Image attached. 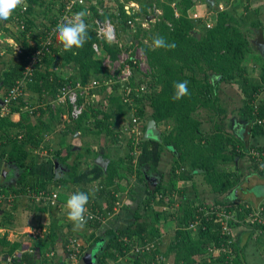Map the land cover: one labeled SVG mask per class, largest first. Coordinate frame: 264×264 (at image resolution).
I'll list each match as a JSON object with an SVG mask.
<instances>
[{"label": "trees", "instance_id": "obj_1", "mask_svg": "<svg viewBox=\"0 0 264 264\" xmlns=\"http://www.w3.org/2000/svg\"><path fill=\"white\" fill-rule=\"evenodd\" d=\"M135 1L138 2L140 8L132 15L127 13L124 3H118V15L115 12L116 10H113L110 6L103 7L102 5V8H100L95 0H87L83 5L76 7L77 11L87 10L88 12L85 17V23L90 25L88 28L89 39L82 48H73L68 51L64 49L61 43L59 44L56 36L55 42L58 44L51 47V52L43 55L35 67L33 80L28 83V89L56 97L59 88L69 80L78 79L86 83L95 78L101 81L102 87L106 88L110 85V89H114L116 97L114 96L110 99L114 104H118L117 107L120 113H124L126 108H132L136 109L135 114L137 116L145 118V106L147 104L152 107L151 117L159 123L163 121L168 126L170 123L175 122L170 132L164 134L160 144V146L176 147L179 152V156L175 158L171 169V179L168 181L165 190H161V184L157 186L152 196L148 197L143 203L144 208L146 207L145 214L141 215V211L136 212L135 222L129 228L124 231L108 230L95 239V243L101 240L100 242L103 244L95 264H110V259L115 261L119 256L121 257L119 261L125 259L127 264H167V259L171 258V252L175 253L172 264H228L230 262L241 264L236 257H231L222 251L213 253L209 249L213 245L217 248L221 245L230 246V235L222 229L218 217V211L222 209L221 206L224 203L214 201L215 204L210 209V204L201 202L200 206H202V209H199V206L196 209H192L189 205L191 200L187 197L182 205L183 209L181 212L183 214L178 215V228L175 232L176 240L170 242L168 249H166L167 244L160 241V246L150 252L135 253L133 256L128 255L134 251H132L129 243L123 239V236H127L132 240L141 239V242L148 244L156 240L155 238L161 237L158 223H160L163 216L167 219L170 216L164 211L154 210L156 198L158 199L160 194L162 195L160 200H164L167 196L172 200L174 181L193 178V175L189 173L185 174L182 172L179 175L177 173L178 169L182 171L184 170L182 168H185L184 166L186 165L189 170H193L195 176L203 175V182L213 184V189L219 193L227 191L233 185V180L236 181L237 178H234L235 176L232 177V174L225 173L217 165L220 167L222 163H229L238 155L241 156L248 153L255 167L264 175L261 165L257 164L255 157L250 154L253 149L263 152L264 145L246 143L241 139V135L238 137L233 134L226 135L224 123L221 124L219 122H215L214 133L205 139L200 133L202 120L195 116L196 112L203 111V109H206L207 112H212L215 108V112L218 114L223 112L224 108L221 104H217L220 101L221 84L224 81L229 82L234 81L236 78H241L246 99L241 110L245 118V124H242L240 129L241 131L245 130L250 132V134L252 133L254 137L264 134V121L259 122L260 119L264 120V98L259 100V95L264 89V65L260 73L261 81L253 79L247 81L249 78L245 57L255 51L251 49L247 36L240 29L239 20H237L236 16L228 9L218 8L220 2H226L227 4L229 0H215V6L213 7L207 4L210 10L214 8L217 10L213 11L216 12V19H213L211 27L207 26L203 18L196 20L192 16V8L197 4L194 0H156V3L152 1L149 5H146L143 0ZM39 2L41 0H26L25 3L28 4L26 14L23 16L19 7L7 20L17 22L25 19V27L21 28L18 34H15L16 42L21 47L22 52L18 53L2 72L3 84H1V87L5 93L16 81L25 75L29 58L41 47L44 37L59 18V13L55 14L47 22H43V31L42 29L39 31L36 23L31 19L32 14L35 13L34 4ZM63 2L64 0H62V4ZM99 4H102V2H99ZM147 6L149 8L156 6L161 11L156 15L155 21L152 22L150 28H144L142 24V19L146 18L145 15L148 13ZM62 8L63 6L61 5ZM245 9V17L248 18L247 13L250 7L246 5ZM199 13L204 15V13ZM136 17H140V20L135 21ZM108 18L115 23V27H119L118 25L124 28H126L125 26H135L134 41L131 44H125L121 39L117 42H107L105 39L98 38L93 26L98 25L99 19L104 21ZM130 19L134 20V25L128 23ZM202 20L204 23L199 22ZM198 27H201V29L198 30ZM199 33H201V37L198 36ZM156 35L163 37L169 43H174L175 48L155 49L153 47V38ZM95 42H98L113 59H117L119 54L126 51L134 54L136 48L141 47L150 67L148 73H142L139 65L133 62L132 57H129L127 62L131 64L133 69V75L130 77L129 82H123L117 77H113L110 68L104 65V59L97 56L93 48V43ZM254 56L257 58L262 57L261 53H256ZM62 66L66 69L71 67L73 70L72 75L65 77L59 74L56 69H53L54 67ZM253 67L255 68V65ZM119 72L120 70L117 71V73ZM213 73L221 75V79L216 86L212 82ZM182 81L188 82L189 94L179 100H173L174 83ZM143 84H147L150 89H153L152 93L137 92L135 90ZM124 86L134 89L129 94V97L133 100L132 104L125 101L126 95L124 96V94L126 92ZM158 86H160V90L156 91L155 87L157 88ZM118 91H120L121 97L117 95ZM17 101L11 104L9 114L0 117V147L1 144L2 146L4 144L9 146V148L2 147L4 150L0 157H4L6 163L17 166L20 171L23 170L22 179L18 181V184L22 185L24 180L26 182L29 167L34 162L29 160L30 151L27 146L32 143L35 148L39 147L44 134L49 133L50 130L47 129L49 128L48 126L46 128V122L41 119L43 109L39 110V116H36L38 114L35 115L38 120L34 123L32 122L34 114H30V111L23 109L26 101L22 98L19 103ZM15 111H21L20 120L16 121L13 119L12 114ZM34 113H37V110ZM99 113H104L102 119L99 118ZM92 114L97 119L96 121H102L110 117L103 110L98 111V109L95 110V108L89 106L77 122L82 121L84 123ZM51 115L53 114L51 113ZM86 127L85 130L87 129L86 133L88 134L90 126ZM21 132L25 133L24 138L19 137ZM67 150L68 154L62 155L63 148L56 149L54 157L61 163H66L69 156L73 153V148L68 147ZM132 159L133 157L127 154L111 163L99 187L90 196L96 200V205L102 208V202H104L106 204L105 210L113 211L118 200L115 196V191L123 190L124 180H128L129 176L134 173V166L131 163ZM125 161L127 162L126 164L124 163ZM78 166V162L74 166H70L73 170V176L78 174ZM197 169H202L203 171L199 172ZM60 180L57 179L56 182ZM18 184L17 188H13L15 193L27 192L26 185L18 187ZM27 185L29 184L27 183ZM35 185L33 184L32 186L34 187ZM36 186L38 187L37 192L42 189V187H39L42 185ZM195 186L197 188V185ZM87 191L86 189L84 193H87ZM216 204H219V206ZM224 206L226 209H230L234 216L238 215L236 218L243 217L242 212H244L245 208L243 203L231 202L224 204ZM148 218H152L153 222L150 223ZM87 221V224L93 226V228L101 226L97 222ZM191 224H197V237L191 234L192 231L189 228ZM237 224L238 222L233 221L230 223L233 228H236ZM255 225L261 228L264 227V225L261 226L257 223ZM48 236L47 241H41L39 244L54 246L58 235L54 232L49 233ZM167 237L169 238V236ZM18 245V243H15L12 246L16 247ZM231 248L236 249L234 241ZM160 253L163 256L159 255ZM117 254L119 256H116ZM31 255L32 253L25 252L21 257L14 258V261L18 264H32L34 257H30Z\"/></svg>", "mask_w": 264, "mask_h": 264}, {"label": "crops", "instance_id": "obj_2", "mask_svg": "<svg viewBox=\"0 0 264 264\" xmlns=\"http://www.w3.org/2000/svg\"><path fill=\"white\" fill-rule=\"evenodd\" d=\"M95 1L100 8H102V5L103 7L110 6V8L116 10L115 12L117 15L119 6H114L118 5V3H124V7L126 5L130 6V3L138 4L135 0H116L118 3L115 2L112 6L109 2L111 0ZM44 2L46 3L43 4ZM99 2H102V4H99ZM61 5L63 6L62 0H41L37 6L46 7L41 12L37 11L34 5L35 13L32 14L31 19L36 23L39 31L41 29L43 31V22H47L50 18L54 17L55 14L59 13L58 16H60ZM139 8L140 5L138 4L136 10ZM150 8H152V6ZM150 8L145 16L149 19L151 17V19H155L156 15H152L154 12H151L152 10H150ZM199 8H201V6H199ZM153 9L159 13L161 12L156 6H154ZM45 12H47V14H45ZM148 14L151 15V17ZM38 16L41 18V21L37 20L39 18ZM139 20L140 17H138V21ZM101 21H98L97 26H93L94 30L97 31V27ZM112 23L115 24L114 22ZM255 23H253V21L250 23L252 26L251 28H256L255 31L251 32L250 38L260 49L259 42L261 39L264 41V20L261 19ZM118 26L119 27H116L117 41L121 39L123 43L131 44L132 41L130 42V39L133 35L130 30L131 28L127 26L124 28L121 25ZM15 27L21 29L18 22H0V100L5 94L1 87V84H3L2 72L18 54L14 45L17 43L15 34L19 32L15 30ZM89 27L90 25H88V28ZM133 28L136 29V27ZM253 33H255L254 36ZM105 53L103 49L101 55L97 56L102 57ZM255 54L256 52H253V56ZM261 55L264 57L262 52ZM53 69H56L59 74L65 77L71 76V72L73 71L71 67L66 69L63 66L54 67ZM109 86L104 88L101 84L99 87L95 88L92 95L89 97L90 100L87 108L92 106L95 110H103L106 114H109L110 117L102 121H96L97 119L92 114L84 123L82 121L77 122L78 119L74 121H69V119H67L71 110V105H61L54 100L53 95L40 93L39 91L28 89V85L26 86V91L21 97L26 101L23 109L30 111V114H34L32 118V122L34 123L38 120L36 116H39V110L43 109L44 111L41 119L46 122V128L48 126L49 128L47 129L50 130V132L44 134V138L39 147L35 148L32 143H29V146H27V149L30 151L29 160H33L34 162L32 166L29 167L30 169L26 182L24 180L22 185L18 184V181L22 179L23 170L20 171L17 166L6 163L4 157H0V193L4 194L7 198L10 197L6 200H0V264H3L2 261L4 264H11L8 262L9 257L16 256V258H18L25 252L32 253L30 256L34 257V259H32V264H69L66 250L71 239L78 241L82 248L78 264H85V255L91 253L93 247L97 246L95 239L98 236H102L108 230L124 231L129 228L135 222L136 212L143 209V203L148 197L152 196L157 186L161 184V190H165L168 181L171 179V169L175 158L171 160L167 156L169 154L166 151H162L163 148L160 149L161 141L144 138L147 124L149 120L152 119V107L147 104L145 106V118H143V123L141 124L143 135L140 139L138 138V146L132 149L134 140L136 139V136L133 134L134 140L132 142V132L130 130L133 127L132 116L134 113L132 112L134 109L131 108V110L126 108L124 113H120L117 107L118 104H114L110 99L111 97L113 98L116 93H114V89L111 90ZM155 89L159 91L160 86L157 88L155 87ZM117 95L120 96V91L117 92ZM21 98L19 99L20 101ZM19 100L17 103L20 102ZM1 106L2 104H0V107ZM36 110L37 113H34ZM51 113L53 115H51ZM44 115H47L48 118H43ZM98 116L102 119L104 113H99ZM12 117L16 121L20 120L21 111H15ZM157 125L162 133V130L164 131L163 125L165 127L166 124L161 121L160 123L157 122ZM86 126H90V132L88 134L86 133L87 129L85 130V128H87ZM57 128L59 131H57ZM239 132H241V129ZM24 134V132H21L19 137L24 138ZM125 137H128V140H126ZM255 138L256 141L259 142L262 140L260 145H264V134H259L253 137L252 140L255 141ZM253 141L251 144H254ZM2 147L9 148L8 144H4L3 146L1 144L0 154H2L4 150ZM68 147L73 148V153L69 156L66 163H61L54 157L56 149L63 148L62 155H67ZM130 150H132V154ZM127 154L133 157L131 163L134 166V173L129 176L128 180H124L123 190L115 191V196L118 200L113 211H106V204L104 202H102L103 206L101 208L96 205V200L92 199L93 197L91 198L90 196H92V193L99 187L111 163ZM97 156L109 159L107 169L95 163ZM76 162L79 163L77 170L78 174L73 176V170L70 166H74ZM124 163L126 164L127 162L125 161ZM252 167L258 170L254 163ZM222 168L224 167L220 169ZM226 171L229 172L230 168L226 167ZM199 172L201 171L199 170ZM247 177L246 182L238 183L235 194L231 195L235 196L234 199L244 201L243 205L245 206L244 212H242L243 220L237 224L236 234L232 236L231 245L233 241L236 245V249L232 248V256L238 258L241 264H264V227L261 228L256 226L255 223H251L248 218L249 213L257 209H262L264 213V196H257L255 194V189L258 186L264 187V175L258 170L257 172H250ZM196 178L197 176H194L192 179H183V181H180L179 185H182L184 188L191 186V192L201 197V191L204 189L202 186L204 185L203 180L199 182ZM236 178V181L233 180V185L227 191L235 188L239 177L236 176ZM57 179L61 180L56 182ZM151 181H153V183H151ZM185 182H190V186ZM27 183L29 185H27ZM17 184L18 187L26 185L27 190L28 187H33L32 185L36 184L42 185L39 186L42 187L40 190H46L47 192L58 191V204L50 206L38 203L32 200L27 195V192L15 193L13 188H17ZM195 185H198V187L195 188ZM35 186L34 188H38ZM86 189L88 190L87 194H89V202L86 207L100 210L104 216V221L93 220V222H97L101 225L98 228L89 226L87 221L83 228L76 229L73 223L68 219L66 202L72 194L84 192ZM182 192L185 194V190ZM155 202L154 208L155 205L157 208L163 205V202L159 201V199L157 200V198ZM216 202H223L224 204L231 203L230 201L219 199H216ZM163 219L164 225H166L168 219L164 216ZM152 220V218H148L150 223L153 222ZM158 224L160 226V223ZM54 232L58 235V238H56L57 242L54 246L39 244L41 241H47L49 238L48 234ZM167 236L168 235H166V237ZM15 243L19 245L16 247L12 246ZM98 251L97 255L101 253V247ZM116 256L119 255L117 254ZM119 260H121L120 256L115 261L110 259V263L117 264L118 262V264H127L125 259L122 261Z\"/></svg>", "mask_w": 264, "mask_h": 264}, {"label": "rangeland", "instance_id": "obj_3", "mask_svg": "<svg viewBox=\"0 0 264 264\" xmlns=\"http://www.w3.org/2000/svg\"><path fill=\"white\" fill-rule=\"evenodd\" d=\"M143 1H144V3L146 5L147 4L149 5V3H151L152 1L154 3L157 2L156 0H143ZM109 2L113 6L114 3L116 2V0H114V1L111 0ZM39 3H35L34 5L37 8V11L41 12L46 7L37 6ZM45 3L46 2H44L43 4H45ZM116 3H118V2H116ZM196 5L192 8L193 11H191V14L193 12H201V13H204V15L210 21H213L214 18L216 19V12H213V11H217L216 8H214L213 10H210V8L207 5H205L204 3H202V2H198ZM246 5H248L250 7V10H249L250 13L249 12L247 13L248 14V18L245 17L246 16V9H245ZM116 6H118V5H115L114 7H116ZM199 6H201V8H199ZM218 8H220V9H228L229 11H231L236 16L237 20H239L240 29L243 30V33L247 36V38L249 40L251 49L254 50L256 53H261L259 47L254 42L251 41V38H250L251 32L255 31L256 28H254V29L251 28L252 26H251L250 23L252 21L253 22H258V20H261V19L264 20V0H229L227 4H226V2L225 3L224 2H220V5L218 6ZM150 10H152L151 12H154V13H152V15L159 14L158 11H155L153 9V6H152V8H150ZM148 11H149V7H148ZM205 13H207V14H205ZM149 16L151 17V15H149ZM151 18L149 19L147 17L145 19L144 18L142 19L143 20V24H144L143 25L144 28H150L151 27L153 19H154V18L153 19H151ZM37 20L41 21V18L39 17ZM154 21H155V19H154ZM199 22L204 23L205 21L203 22V20H202V21H199ZM133 27H135V26H133ZM133 27H129V28H131L130 30L132 31V34H133L131 39H130V42L134 41V34L136 33V31H135L136 29H134ZM198 28H199L198 30L201 29V27H198ZM15 30L16 31L18 30V32H20L19 31L20 29L19 28L17 29V27H15ZM254 35H255V33H253V36ZM126 52H128V51H126ZM125 54H126L125 56H127V53H125ZM143 56H144V61H145V55H142V57ZM146 59H147V57H146ZM245 63L247 65V67H248L247 75H248L249 80H247V81H250L251 79L256 80V81H261L260 73H261V70H262V66L264 65V57L263 58L262 57L261 58L260 57L257 58L256 56H253V54H249L247 57H245ZM253 65H255V68L253 67ZM142 66H143L142 68H148V69L150 68L148 63L145 64V62H143ZM71 74H72V72H71ZM214 74L215 73H213L212 75H214ZM242 81L243 80H241V78H236L234 81H229V82L228 81H224L221 84V90L219 92L220 101L217 104H221V106L224 108L223 112L218 114L217 112H215L216 109L214 108L215 110L213 109L212 112H210V111L207 112L206 109H203V111L200 110L199 112L195 113V116L199 117L200 120H202V124L200 125V128H201L200 133L202 134L203 137H205V139L207 137L211 136L214 133V131H215V127H214L215 122H219L221 124L224 123V126H225L224 131H225L226 135H228V134L232 135L233 134V135H235L237 137L241 135V139H243L246 143H248V142H250V144L252 143V141H253L252 138L254 137L252 135V133L250 134V132L245 131V130H244V132L241 131L242 133L239 132L241 124H245L244 123L245 122V120H244L245 118H244V116L241 113V110H242V108L244 106V102H245V99H246L244 91H243V86H242L243 83H242ZM246 84H247V82H246ZM152 91H153V89H152ZM261 98H264V89L262 90V92L259 95V100ZM44 117L48 118L47 115H44L43 118ZM174 123L175 122H172V123H170L169 126L166 125L165 127L163 125L164 131L162 130V133H161L162 137L164 136V134H168L170 132V130L172 129V126L174 125ZM57 131H59L58 128H57ZM151 134H153V133H151ZM141 137H142V135H140L139 139ZM127 138L128 137H125L126 140H128ZM153 138H156V137H153ZM262 138H260V139H262ZM131 140H132V142L134 140L133 133L131 134ZM257 140H259V139H257ZM260 141L262 142V140H260ZM253 142L255 144H258V145L261 144V142L256 141V138H255V141H253ZM137 146H138V140L135 139L133 147L135 148ZM160 147H161L160 149L163 148L162 151H166L169 154V155H167V154L166 155L171 160H173L174 158H178L179 152L176 151V149H174V147H171V146L168 147L166 145H162ZM164 148H168V149H164ZM130 152L132 154V150H130ZM176 153H178V154H176ZM123 155H125V154H123ZM252 165H253V161L251 160V158H250L248 153H246L244 155H241V156H239V155L236 156L229 163L227 162L226 164L225 163L221 164L220 168L224 167V168H222V170H225V173L232 174V177L235 176L234 178H236V176L239 177L238 182L235 185V188H233V189H231V190H229L227 192H220L219 193L218 191H215L213 189L214 188L213 184H209V183H204L203 182L204 185H202V186L204 187V189L201 191V197H200V196H198V194L196 195V194H193L191 192L192 188L190 186V184H191L190 182H188V183L185 182V183L189 184L190 187L184 188V187H182V185H179L180 181H183V179H178V180L174 181V185L172 187V189H174V190H173V194L171 195V197L173 199L171 200L170 197H167V198H165L162 201V199L160 200L161 196L159 194L158 199H159V201L163 202V205H160L161 207L159 206L158 208L155 205V209H154L156 211H161V212L164 211L167 214H169L170 217H169L168 220H171V221H168L167 223L165 222L166 225H164V221H163L164 219L162 217V219L160 221V226H159V229H160L162 235H161V237L155 238L156 240L153 241L154 245L149 243L150 249L152 250L153 246H154L153 247L154 249L158 248V246H160L159 245L160 241H162V243H164V244H167L166 245V249H168V245L171 244L170 242L176 240L175 239V237H176L175 232H176V229L178 228V225H177V220H178V217H179L178 215H182L183 214L181 212V210L183 209L182 205H183V202H185L184 199L186 197L189 198V200H191L189 202L190 203L189 205H190V208H192V209H196L198 206H199V209H202V206H200L201 202H205L206 204H210L209 206H210V209H211V207L214 206V204H215L214 201L216 202V199L223 200V201L227 200V201H230V202L244 203V201H240L238 199H234L235 196H231V195L235 194L236 187L238 186L239 182L240 183L246 182V180L248 178L247 176H248V174L250 172H253V171L257 172L258 171L255 168H253ZM184 167L185 168H182V169H184L182 171H180L179 169L177 170V173L179 175H181V173L183 172L185 174H187V173H189L190 175L192 174L193 177L195 176L192 169L189 170L186 165ZM217 167L219 168V165H217ZM226 167L230 168L229 172L226 171ZM197 170L198 171L200 170L201 172L203 171L201 169H197ZM166 173H167V170H166ZM203 178H204L203 175L200 174V176H197L196 179L200 182V181L204 180ZM197 187H198V185H197ZM183 190H185V193H189V192L190 193L189 194H184V192H182ZM168 198H170V199H168ZM186 203H188V202H186ZM216 205L219 206V204H216ZM224 207L225 206L223 204V206H221V208H224ZM145 208L143 207V209L140 210L141 211V215L145 214V210H146ZM157 209H159V210H157ZM228 211H230V209ZM249 215H250V213H249ZM236 216H238V215H235L233 217V218H235L237 220L236 222L239 223V222H241L243 220L242 218H236ZM142 219H143V217H142ZM250 220L253 221L254 219L251 218ZM251 223H253V222H251ZM194 224H191L189 226V228H191V231H192L191 234L193 236L197 237L198 236L197 224L196 225H194ZM235 234H236V228L232 227V235H235ZM166 235H168L169 238L166 237ZM102 245L103 244H101V242H97V246L93 247V250L91 251V254L93 253L91 255L92 263H90V264H95L97 262V256H98L97 252H99L98 250H99V248ZM132 245H134V243H132ZM174 254H175L174 252H171V255H170L171 258L167 259V264H172L173 263ZM128 255L133 256V255H135V252H130ZM159 255L163 256L162 253H160ZM2 263L4 264L3 261H2ZM110 264H112V263H110Z\"/></svg>", "mask_w": 264, "mask_h": 264}, {"label": "built area", "instance_id": "obj_4", "mask_svg": "<svg viewBox=\"0 0 264 264\" xmlns=\"http://www.w3.org/2000/svg\"><path fill=\"white\" fill-rule=\"evenodd\" d=\"M87 0H64L63 2V8L61 9L60 16L57 20V23L48 31L46 36L44 37L41 47L37 49L33 55L29 58L28 65L26 66L25 75L16 81L12 85V87L4 94V96L1 98L2 100V106L0 107V117L6 116L11 111V104L17 100H19L26 91V86L29 82L33 80L34 70L38 62L42 59L43 55H45L48 52H51V47L54 45H57L58 43L55 42V38L57 36L56 32L54 31L56 28V25L66 19H69L73 16V14L79 12L76 10V7L79 5H83L86 3ZM138 7V4L136 3H130L129 5L125 6V9L129 15H132V13L136 12V8ZM20 13L24 16L26 14V10L28 8V4L25 3L22 7H20ZM102 11V10H101ZM192 16L198 20L202 19L205 21L208 27H211L213 24V21H210L205 15H201L199 12H193ZM134 20L130 19L128 21L129 24L134 25ZM135 21H138V17L135 18ZM20 28L25 27V19L17 21ZM143 24V23H142ZM108 34L111 35V39L109 40ZM96 35L100 39H105L107 42H117V34H116V27L115 25L108 19L106 21H101L99 23V26L97 27ZM60 44V42H59ZM15 49L17 53H21L22 49L21 47L15 43ZM93 48L97 55H101L103 47L98 43H93ZM139 48V49H138ZM62 49V48H61ZM138 49V50H137ZM137 50V51H136ZM132 54L131 52H123L118 55L117 59H113L112 56L109 53H105L102 58L104 59V65L110 68L111 73L113 77H117L119 80L123 82H129L130 77L133 75V69L132 66L127 60L129 57H132L133 62L137 63L139 65V69L142 73L146 74L148 73V68H142L143 62L145 64L147 63L146 55L141 47H137ZM127 53V56H125ZM145 55V61L144 56ZM117 73V71H119ZM111 80V79H110ZM101 85V81L98 79H92L89 82L83 83L81 80H69L67 81L62 87L59 88V92L57 93L56 97H54V100L61 104H69L71 105V110L69 113V116H67V119L70 120H77L80 118V116L83 115L85 112L87 106L89 105L90 96L93 93V90ZM125 87V86H124ZM124 96L126 95L125 101L133 103V100L131 97H129L130 93L134 91V89L125 87ZM137 92L142 91L143 93H151L152 89L148 87L147 84H143L140 88L135 89ZM138 98V97H137ZM136 109L133 110V116H132V122L133 127L131 128V132L136 136V139L138 140L139 136L143 134V131L141 129V124L143 123V118L140 116H137L135 114ZM263 119H260L259 122H263ZM138 135V136H137ZM139 144V140H138ZM250 154L255 157L256 163L261 165V169L264 170V151L259 150H252L250 151ZM37 188L34 187H28L27 195L32 199L35 200L38 203L47 204L50 206H55L58 204V191H52L47 192L46 190H39L36 191ZM162 197V195H160ZM168 197V196H167ZM165 197V198H167ZM10 198V197H9ZM5 197L4 194L0 193V200H6L9 199ZM170 199V198H168ZM87 208V212L85 213L86 218L90 215L91 218L87 220H95V221H104V216L100 210H95L93 208ZM218 217L220 219L222 229L224 231L228 232V235H230L229 239V245L225 246L221 245L220 247H215L214 245L209 248L210 251L213 253L216 252H224L229 254L232 257V248H231V241H232V227L230 223L236 222L237 220L234 217V215L231 213V211H228L225 207L222 208L220 211H218ZM253 218L254 220L251 221L250 219ZM249 221L253 223H257L259 225H264V213L262 209H257L252 212H250L249 215ZM123 239L129 243L130 247H132V251L135 253H145L150 252V246L148 243H143L140 240H132L131 238L127 236H123ZM147 241V240H145ZM134 243V245H132ZM154 245V242H150ZM132 245V246H131ZM154 247V246H153ZM152 247V250L154 249ZM82 252L81 245L76 241L75 239H71L67 245L66 255H67V261L69 264H78L79 262V255ZM53 254V253H52ZM14 258L16 256H12L8 258V262L11 264H17L14 261ZM228 264H234L233 262H230Z\"/></svg>", "mask_w": 264, "mask_h": 264}, {"label": "clouds", "instance_id": "obj_5", "mask_svg": "<svg viewBox=\"0 0 264 264\" xmlns=\"http://www.w3.org/2000/svg\"><path fill=\"white\" fill-rule=\"evenodd\" d=\"M26 0H0V22L7 21L12 13L19 7L25 4ZM88 15L87 10L79 11L69 19H66L56 25L55 32L57 34V40L62 44L65 50L71 51L73 48H82L86 41L89 39L88 36V25L85 23V17ZM111 39V35L107 37ZM153 47L155 49L175 48L174 43L167 42L163 37L156 35L153 38ZM188 82H176L174 83V95L173 100H179L189 94ZM143 135V134H142ZM257 196H264V187L258 186L255 189ZM89 202V194L84 192H76L72 194L66 202L68 208V219L73 223L74 228L81 229L86 223L87 219H90L89 215L87 218L85 213L87 212L86 205Z\"/></svg>", "mask_w": 264, "mask_h": 264}, {"label": "water", "instance_id": "obj_6", "mask_svg": "<svg viewBox=\"0 0 264 264\" xmlns=\"http://www.w3.org/2000/svg\"><path fill=\"white\" fill-rule=\"evenodd\" d=\"M207 2H208V4L213 6L215 3V0H207ZM99 21H101V20H99ZM199 37H201V34H199ZM259 46H260L261 52L264 54V41H263V39H261V41L259 42ZM220 79H221V75H218V74L212 75V82H213L214 86L217 85V83L219 82ZM0 101H1L0 104H2L3 103L2 100H0ZM151 133H153V134H151ZM153 137H156V138H153ZM144 138L162 141L161 131L157 127V123H156L155 119L149 120V122L147 124V128L144 132ZM108 162H109V159H105L102 156H97V158L95 159V163L98 164L100 167L105 168V169H107ZM91 255H92L91 253H88L85 255V258H84L85 264L92 263Z\"/></svg>", "mask_w": 264, "mask_h": 264}, {"label": "flooded vegetation", "instance_id": "obj_7", "mask_svg": "<svg viewBox=\"0 0 264 264\" xmlns=\"http://www.w3.org/2000/svg\"><path fill=\"white\" fill-rule=\"evenodd\" d=\"M196 3H198V2H202V3H204L205 5H207L208 4V2H207V0H194ZM209 6H211V5H209ZM213 6H215V3H214V5ZM213 6H211V7H213ZM152 119H154L153 117H152ZM158 121H156V123H157ZM158 126V125H157ZM152 140V139H151ZM169 147V146H168ZM173 147V146H172ZM174 149H176V147H174ZM176 151H178L177 149H176ZM175 151V152H176ZM176 154H178V153H176ZM151 183H153V181H151Z\"/></svg>", "mask_w": 264, "mask_h": 264}]
</instances>
